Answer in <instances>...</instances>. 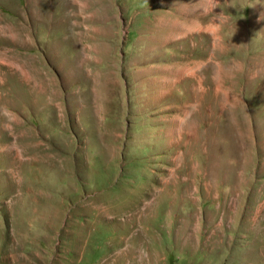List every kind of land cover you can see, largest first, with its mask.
<instances>
[{
    "label": "rangeland",
    "instance_id": "1",
    "mask_svg": "<svg viewBox=\"0 0 264 264\" xmlns=\"http://www.w3.org/2000/svg\"><path fill=\"white\" fill-rule=\"evenodd\" d=\"M195 2L0 0V264H264V0Z\"/></svg>",
    "mask_w": 264,
    "mask_h": 264
},
{
    "label": "bare ground",
    "instance_id": "2",
    "mask_svg": "<svg viewBox=\"0 0 264 264\" xmlns=\"http://www.w3.org/2000/svg\"><path fill=\"white\" fill-rule=\"evenodd\" d=\"M195 1V0H194ZM202 1L203 0H197V2H195L196 4H197V6H199L200 7V9H201V5H202ZM205 2H207V1H205ZM185 3V2H184ZM205 4V3H204ZM195 5V4H194ZM179 6V5H178ZM191 7V6H190ZM194 9V8H193ZM199 9V10H200ZM199 10H196V11H193V10H191V12H190V18H189V20L193 23V24H196V23H194V22H196V20L198 19V16H201V15H203V12L204 11H201V13H199ZM186 12V11H185ZM182 13V12H181ZM189 13V12H188ZM187 13V14H188ZM169 14V13H168ZM175 15V14H174ZM180 15V14H179ZM187 16H189V15H187ZM181 18V17H180ZM186 19V18H185ZM188 20V21H189ZM187 21V20H186ZM183 23H185V22H183ZM189 24V23H188ZM192 25V24H191ZM197 25V24H196ZM209 26V25H208ZM164 30V29H163ZM202 30V29H201ZM160 33V32H159ZM152 37V36H151ZM153 39V38H152ZM148 41V40H147ZM161 43V42H160ZM163 43V42H162ZM203 44V43H202ZM162 45V44H161ZM197 62V61H196ZM202 66H203V64H202ZM198 67V66H197ZM153 68V67H152ZM142 71V70H141ZM180 77V76H179ZM173 79V78H172ZM182 79V78H181ZM168 82V81H167ZM173 82V81H172ZM175 82H176V80H175ZM159 83V82H158ZM141 84V83H140ZM174 84V83H173ZM177 84V83H176ZM179 84V83H178ZM193 85V84H192ZM170 88V87H169ZM195 88V87H194ZM163 89V88H162ZM163 91V90H162ZM169 92V91H168ZM158 93V92H157ZM157 98V97H156ZM144 99V98H143ZM155 99V98H154ZM158 99V98H157ZM150 109V108H149ZM169 135V134H168ZM199 140V139H198ZM242 143H243V141H242ZM222 170V169H221ZM217 174V173H216Z\"/></svg>",
    "mask_w": 264,
    "mask_h": 264
}]
</instances>
